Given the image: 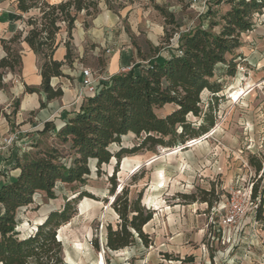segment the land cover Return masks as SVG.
<instances>
[{
	"label": "rangeland",
	"instance_id": "obj_1",
	"mask_svg": "<svg viewBox=\"0 0 264 264\" xmlns=\"http://www.w3.org/2000/svg\"><path fill=\"white\" fill-rule=\"evenodd\" d=\"M92 1L97 12H107L115 19L108 20L104 25L106 30L97 37L93 35V41L86 35L80 67L90 68L96 76H106L102 71L108 53L114 49H127L130 63L123 66L128 67L157 54L168 57L177 47L181 33L198 25L206 27L209 20H218V14L228 8L224 2L215 4L216 0L205 3L203 0ZM207 6L217 13L216 17L206 16ZM4 10L0 9V15ZM252 20L253 28L242 33V46L236 50L240 56L236 58L234 75H226L225 65H217L212 79L220 83L221 90L216 95L208 90L201 93L202 109H208L210 104L215 114L211 133L180 145V149L140 148L123 155L118 162L112 157L98 170L90 160V174L83 182L58 181L55 197L36 192L32 203L18 210L19 235L33 232L49 211L61 209L67 199L82 191L87 195L75 204V214L56 231L57 237L60 233L66 264H98L101 260L104 264H264V7L253 14ZM78 21L84 26L85 20ZM217 29L218 26L213 30ZM166 31L171 35L169 39ZM98 39L106 40L103 47H98ZM10 46L19 61L12 70L5 71L4 93H8L12 82L24 90L18 77L20 41ZM158 46L157 51L153 50ZM137 49L142 56L137 54ZM3 54L0 43V57ZM78 66L70 65V73ZM7 93L0 99V117L11 121L14 117L8 118L6 105L12 112L18 97ZM172 108L165 105L156 112L164 115ZM187 119L200 121L191 114ZM138 142L135 134L128 133L119 144L113 143L109 148L113 152L121 147L131 149ZM29 145L24 150L30 154L55 147L58 161L70 163L69 144L61 142L56 133L46 131L32 144L33 148ZM251 160L260 161L261 170L257 172ZM111 177L115 181L114 193L124 187L128 198L134 199L141 192L140 204L152 211V218L143 226L149 240L147 246L136 238L132 244L117 250L104 247L106 225L115 228L120 221L111 205L114 197L110 193ZM254 182L258 186L255 211H248L234 226L224 225L221 216L230 192ZM260 197L263 203L259 212ZM95 237L98 249L92 245Z\"/></svg>",
	"mask_w": 264,
	"mask_h": 264
},
{
	"label": "trees",
	"instance_id": "obj_2",
	"mask_svg": "<svg viewBox=\"0 0 264 264\" xmlns=\"http://www.w3.org/2000/svg\"><path fill=\"white\" fill-rule=\"evenodd\" d=\"M222 2L228 4V8L218 14V20H209L206 27L198 25L181 33L177 47L168 57L157 54L146 61L136 62L125 71L111 74L106 79H96L93 91H83L76 101L78 106L73 115L55 130L58 139L69 144V164L58 161L59 152L55 147L15 157L11 167L19 170L17 175L0 184V264H66L56 231L75 214V204L87 194L81 191L67 199L61 209L49 211L33 232L20 236L16 229L17 212L32 203L36 192L53 198L58 181L83 182L90 174V160L98 170L112 157L118 162L123 155L140 148L155 150L159 146L180 149V145L211 133L215 114L210 104L208 109H202L201 93L208 90L216 95L221 90L220 83L212 79L217 65H225V74L234 75L236 58L240 56L236 50L242 46L241 35L253 28V14L264 7V0H216L215 4ZM17 9L16 19L30 10L35 11L24 20L29 28L22 40L41 60L40 89L45 98L59 97L62 90L50 83L51 77L63 75V61L53 59L59 44L57 34L63 26L67 35L63 41L64 60L70 64L74 56L71 39L76 16L80 12L86 16L95 15L97 5L92 0H61L57 3L17 0ZM205 13L211 17L217 15L209 6ZM216 26L218 29L213 30ZM84 27H88L86 20ZM166 34L169 39L171 35L167 31ZM20 39L21 33H15L9 39L0 38L5 53L0 57V89L5 86V71L12 70L19 61L11 53L10 45ZM158 49L159 46L153 50ZM136 52L142 56L139 49ZM24 90L33 92L37 89L24 85ZM18 105L19 99L16 98L12 114ZM165 105L174 108L158 115L156 110ZM189 114L199 117L200 121H189ZM47 130L45 122L38 131L44 133ZM128 133L139 138L137 145L131 149L121 147L111 151L110 145L119 144L122 136ZM35 146L38 147L37 144ZM251 163L257 172L261 170L260 161L251 160ZM110 179V193L114 196L111 205L120 221L115 228L106 225L104 247L117 250L132 244L136 238L147 246L149 240L143 226L152 218V211L140 204L141 192L134 199L128 198L127 188L124 187L114 193L115 181L113 177ZM257 189L254 182L252 198L255 200ZM202 201L208 202L206 198ZM262 203L263 198L260 197L259 212ZM92 245L99 248L96 237ZM98 264H104V261Z\"/></svg>",
	"mask_w": 264,
	"mask_h": 264
},
{
	"label": "crops",
	"instance_id": "obj_3",
	"mask_svg": "<svg viewBox=\"0 0 264 264\" xmlns=\"http://www.w3.org/2000/svg\"><path fill=\"white\" fill-rule=\"evenodd\" d=\"M48 3H57L61 0H45ZM0 9H5L0 15V30L1 38L9 39L15 33H21L20 46H21V62L19 68V79L24 85L34 87L37 90L33 92H27L25 90H20L16 85L10 84L8 86V93L12 97H18L19 105L14 114L5 109V113L8 118H13L14 120L8 121L5 117H0V134L5 135L14 129H23L27 132L20 135V138L9 147L7 151L0 154V184L4 183L11 177H15L18 173V169L11 167L15 157L21 156L23 153L28 152L24 150L25 146L29 145V148H33V145L40 136L42 132L38 130L41 129L45 122L48 124V133H55L56 128L61 125L66 118L71 117L74 110L77 109L78 104H76L78 92L81 89V79L82 72L81 67L83 63L80 61L82 57V52L87 45L86 35L93 41V35L97 37L106 28L104 25L108 23V20H115L114 17L107 12H97L95 15L85 16L77 14L74 28L72 29V39L71 44H73V50L76 53L70 64L66 63L64 60L65 47L63 41L66 39V31L64 27L60 29L57 34L56 41L59 42L58 47L53 53V59L58 61H63L61 65L62 76H53L50 79L51 85L56 88L59 87L62 90V95L53 99H46L45 93L40 89L41 75L39 72V57L29 48L25 41L22 40L27 32V28L24 20L35 13L34 10H30L27 13H23L20 19H16L15 15L19 13L17 9V0H0ZM88 20L90 21V26L85 28L81 21L78 20ZM24 27V29L22 28ZM87 33V34H86ZM106 40L98 39V47H103ZM4 55V54H3ZM2 55V56H3ZM96 59V58H95ZM130 56L126 48L122 47L120 49H114L108 53L107 65L102 71L106 76L117 73L121 71L120 65L128 64ZM79 65L77 69H73V74L70 73V65ZM93 78L96 75L92 74ZM69 78L71 81H69ZM4 82V77H3ZM5 84V82H4ZM5 88V86H4ZM4 88L0 89V99L6 97L4 93ZM7 93V94H8ZM12 114V115H11ZM17 124V127H12V125ZM13 128V129H11Z\"/></svg>",
	"mask_w": 264,
	"mask_h": 264
},
{
	"label": "built area",
	"instance_id": "obj_4",
	"mask_svg": "<svg viewBox=\"0 0 264 264\" xmlns=\"http://www.w3.org/2000/svg\"><path fill=\"white\" fill-rule=\"evenodd\" d=\"M207 0H203L205 3ZM121 71L129 69L128 66L121 67ZM82 79H81V89L78 92L77 96L81 97L83 91H93L94 90V81L96 79H106L108 76L97 75L96 78L92 77V70L88 67H84L81 70ZM27 132L23 129H14L9 133L3 135L0 138V154L4 153L13 145L19 138L20 135ZM252 184L250 183L246 188L235 189L230 192V197L227 201V204L224 206V213L221 216V221L226 226H234L244 216L248 211H255L257 204L255 199L252 198Z\"/></svg>",
	"mask_w": 264,
	"mask_h": 264
},
{
	"label": "water",
	"instance_id": "obj_5",
	"mask_svg": "<svg viewBox=\"0 0 264 264\" xmlns=\"http://www.w3.org/2000/svg\"><path fill=\"white\" fill-rule=\"evenodd\" d=\"M190 142H186L184 145H188ZM57 239H58V237H57Z\"/></svg>",
	"mask_w": 264,
	"mask_h": 264
},
{
	"label": "bare ground",
	"instance_id": "obj_6",
	"mask_svg": "<svg viewBox=\"0 0 264 264\" xmlns=\"http://www.w3.org/2000/svg\"><path fill=\"white\" fill-rule=\"evenodd\" d=\"M58 239H60V233L58 234Z\"/></svg>",
	"mask_w": 264,
	"mask_h": 264
}]
</instances>
